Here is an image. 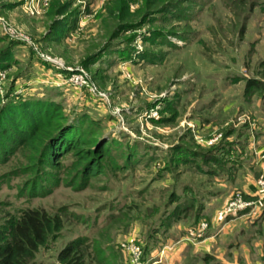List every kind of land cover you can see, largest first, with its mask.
I'll use <instances>...</instances> for the list:
<instances>
[{"label": "rangeland", "instance_id": "374dc122", "mask_svg": "<svg viewBox=\"0 0 264 264\" xmlns=\"http://www.w3.org/2000/svg\"><path fill=\"white\" fill-rule=\"evenodd\" d=\"M29 1L0 0L2 102L57 100L64 123L74 129L63 140L80 142L75 150L48 157L46 145L39 151L11 146L0 131V224L29 207L64 218V229L32 264H56L61 250L79 238L97 264H126L122 242L130 237L160 248L175 243L171 237L179 226H192L195 217L171 228L162 224L166 209L177 205L171 204L173 193L184 202L195 196L201 221L209 222V192L234 171L200 157L208 171L201 170L177 160L181 155L174 149L182 145L213 156L214 145L243 142L256 124L258 108L248 102L261 96L245 95V85L247 78L264 80V0H128V19L109 14L114 0H47L40 13L30 10ZM65 3L78 21L55 40L56 20L64 18L51 6ZM167 5L169 13L163 11ZM82 74L80 85L74 79ZM166 106L175 113L167 110L170 119L154 122ZM99 145L105 147L101 153ZM92 158L98 168L89 175L85 164ZM237 192L243 191L229 189L224 203L216 201L217 217ZM261 229L257 236L264 242V224ZM172 247L162 257L151 252L147 258L163 264Z\"/></svg>", "mask_w": 264, "mask_h": 264}, {"label": "trees", "instance_id": "16d2710c", "mask_svg": "<svg viewBox=\"0 0 264 264\" xmlns=\"http://www.w3.org/2000/svg\"><path fill=\"white\" fill-rule=\"evenodd\" d=\"M182 1L186 2L190 0ZM174 5L177 6L179 4L174 3L173 6ZM170 7L172 6H165L163 11L169 13L171 10ZM108 10L109 14L115 19H128L133 16L130 12L131 9L128 0H114L112 7H109ZM51 12L64 18L56 20L54 39L59 40L70 31V27H73L74 24L77 23V16H74L76 15L74 13L70 14L71 10L68 3L58 6L52 4ZM128 25L132 27L138 26V24ZM95 56L93 55V57ZM140 58H147V56L142 55ZM8 59L11 61L12 56L10 55ZM3 60H5V58H3ZM256 92L264 99V80L256 77L247 78L245 95L251 96ZM2 101L3 98L0 94V131H2V136L5 135L8 138L9 145L25 149L29 148L34 151H39L41 146L46 145L44 147V153L45 156L50 157L49 154L55 156V154L60 153L62 149H64V153L72 149L75 150L76 145L80 144V142L77 143L75 139L67 138V140H63L64 136L69 131L67 129H73V125L65 124L66 122L64 119H67V117L57 100L32 97L19 103L11 104L10 102V104H7L8 106L4 105ZM168 107H170V104ZM168 107L166 106L164 109L160 110V113L164 116L158 118L159 120H152L157 123L158 121H167V119H170L171 116H165L168 113L167 110H170L174 114L175 108L172 107L167 109ZM173 117L171 120L174 119ZM3 118L8 121L9 126H4V122H2ZM65 143L67 144L66 149L64 148ZM238 143L240 145H238ZM238 143L225 142V140L224 142L221 141L220 144L217 146L214 145V147L211 148L210 152L213 153V156L209 157H207L206 154L182 145L176 147L174 150L178 155H181L177 156V160L184 163L194 162L201 170L208 171L204 169V166L201 164L203 162H197L200 157H202L204 161L216 162L221 168H226L231 171V169L234 170L238 165L242 164L241 155L244 153L247 140L244 139L243 142L239 140ZM3 144L6 145L4 146L6 151L10 150L7 147L6 141L3 142ZM97 148L99 149L97 152L101 153L102 148L105 147L99 145ZM47 149H49L50 153L49 151L47 152ZM45 159L48 158H44V162ZM92 159L85 164V171L89 175H93L94 171L98 168L97 160L94 161V159ZM128 159L131 160L130 154ZM228 162L232 163L228 164ZM211 167L210 171L213 173L218 172L216 169L214 170L212 165ZM170 200L172 202L171 204L177 203V205L173 209H166L162 223L164 226L167 224L168 228H171L173 223L186 220L193 214L195 217L194 226L201 221L200 209L196 206L195 196H192V199L188 198L184 202L181 196H176V194L173 193ZM203 207L202 205L200 206L202 209ZM64 226V218L59 212H50L40 207L21 209L16 216L11 217L4 224H0V264H32L40 249L47 246L50 239L60 233L64 229ZM156 246L157 243H153L151 240L146 241L144 247V262H146L147 256ZM86 248H88V246L84 239L79 238L77 240H72L58 254V262L56 264H97V260L95 259L96 256L92 257V252H89ZM96 251L97 254H101L103 249H97ZM99 261H106V258L99 259ZM213 264L218 263L214 262Z\"/></svg>", "mask_w": 264, "mask_h": 264}, {"label": "crops", "instance_id": "0c3cea01", "mask_svg": "<svg viewBox=\"0 0 264 264\" xmlns=\"http://www.w3.org/2000/svg\"><path fill=\"white\" fill-rule=\"evenodd\" d=\"M255 99L253 97V102L248 104H255L259 114L254 119L256 124L252 130L244 135L243 139L247 143L241 155L242 164L234 170L231 169L230 172L234 171L233 176H224L217 184L218 189L211 190L207 197L204 210L211 217L210 228L203 236L194 237L189 226H179L180 231L176 230L174 237H171L175 238V243L169 241L164 244L167 247L172 244L173 247L168 251L163 264H206L211 259L218 264H262L264 261V242L261 236H257L264 224V221H258L264 215V206L242 216L227 217L225 220L212 211L216 201L222 204L227 200L229 189H240L249 198L257 192L256 180L264 170V159L261 157L264 154V99L258 96ZM161 248L156 246L151 254L161 256ZM147 261L148 264L162 263L161 259L154 257Z\"/></svg>", "mask_w": 264, "mask_h": 264}, {"label": "built area", "instance_id": "2783aa9c", "mask_svg": "<svg viewBox=\"0 0 264 264\" xmlns=\"http://www.w3.org/2000/svg\"><path fill=\"white\" fill-rule=\"evenodd\" d=\"M30 10L33 13H40L49 5L47 0H30ZM11 29V28H9ZM82 74L81 76L74 79L77 84L82 85L85 82V79ZM95 88V87H94ZM93 91L95 89L91 88ZM102 95V94H101ZM104 96V95H102ZM158 113V112H157ZM156 115V112L153 113V116ZM221 135L216 136L211 139V142L218 140ZM209 141V142H210ZM257 192L251 198L247 197L243 192H237L236 195L230 200L227 201L221 210H218L217 215L219 218H227L230 216H237L241 213H249L257 207L264 206V172L259 176L257 180ZM210 228V224L206 220L200 221L196 226H190V232L194 237L203 236L207 230ZM144 243L135 238L130 237L122 242V248L126 254V264H146L143 260L144 258ZM167 246H163L160 250V254L165 253ZM264 264V261L263 263Z\"/></svg>", "mask_w": 264, "mask_h": 264}]
</instances>
